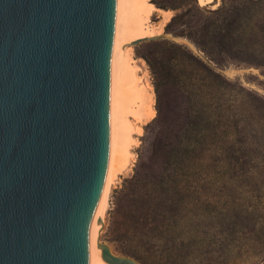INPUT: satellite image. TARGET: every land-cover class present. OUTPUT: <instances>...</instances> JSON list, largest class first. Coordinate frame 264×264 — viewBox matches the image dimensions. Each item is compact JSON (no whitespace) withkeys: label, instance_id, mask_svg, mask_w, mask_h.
Masks as SVG:
<instances>
[{"label":"water","instance_id":"1","mask_svg":"<svg viewBox=\"0 0 264 264\" xmlns=\"http://www.w3.org/2000/svg\"><path fill=\"white\" fill-rule=\"evenodd\" d=\"M114 4L0 0V264H88L107 175ZM101 247L110 264H138Z\"/></svg>","mask_w":264,"mask_h":264},{"label":"trees","instance_id":"2","mask_svg":"<svg viewBox=\"0 0 264 264\" xmlns=\"http://www.w3.org/2000/svg\"><path fill=\"white\" fill-rule=\"evenodd\" d=\"M220 1L219 8L207 10L197 0H191V8L175 14L164 27L166 33L190 39L208 61L168 41L165 43L178 52L167 63L160 55L144 56L152 73L160 70L171 77L183 97L169 128L148 141L157 165L152 186L165 185L166 195L185 190V186L175 182L176 178L188 172L190 164L200 161L217 164L221 172L251 176L264 195V95L229 80L210 63L226 67L221 62L223 55L239 54L253 65L264 67V0ZM150 2L164 8L159 2ZM182 26L190 30L188 34ZM161 118L155 117L145 128ZM136 174L127 182H141ZM143 236L135 216L124 220L122 237L129 246L126 256L134 258L138 250L142 252L143 264H212L208 263L202 242L152 244L143 242ZM252 247L253 244L249 249ZM250 253V258L264 257V245ZM238 259L234 253L217 264L247 263L246 258Z\"/></svg>","mask_w":264,"mask_h":264},{"label":"rangeland","instance_id":"3","mask_svg":"<svg viewBox=\"0 0 264 264\" xmlns=\"http://www.w3.org/2000/svg\"><path fill=\"white\" fill-rule=\"evenodd\" d=\"M154 1L164 6L159 9L152 2L156 9L170 12L169 19L161 23L160 12L153 10L148 27L153 30L154 38L129 46L136 71L137 87L141 94H144L146 104H150L154 110V116L149 120L137 122L131 112L133 105L138 102L134 89L131 90L126 83L118 85V109L136 128V146L132 150L133 162L118 176L111 190L99 241L108 245L115 255L129 257L138 264H143L140 260L143 256L141 251L137 250L134 258L124 254L129 246L122 237L123 222H127L129 216H135L144 233L143 242L170 245L181 240L199 241L208 252V263L212 261V264H217L236 253L240 260L246 258L247 263L244 264H264V261L261 262L264 258L262 256L249 257L250 252L264 245V195L260 194L258 182L254 178L233 171L221 172L217 164H202L200 161L190 164L189 171L183 172L184 175L178 174L175 182L185 186V190L166 195L165 185L152 186L157 174V165L148 145L149 137H154L160 130L168 127L175 118L174 114L183 97L171 77H166L160 70L155 75L152 73L144 56L150 53L160 55L167 63V60L178 52L165 43L168 41L182 45L208 61L190 39L175 36L181 39L174 41L170 37H164L167 36L165 25L175 14L191 8V0ZM197 3L204 9L215 10L219 8L221 1L209 0L203 3L197 0ZM181 28L185 30V34L190 31L184 26ZM249 60L239 54H224L221 62L226 67H218L212 61L210 63L229 80L240 82L247 89L264 95V67L255 66ZM153 64L156 66V63ZM155 117H162L161 121L157 122L158 125L151 124L146 129L145 126ZM134 174L139 176L141 182L130 184L127 180ZM170 184L168 183L170 186L174 185ZM252 244L253 247L249 249Z\"/></svg>","mask_w":264,"mask_h":264},{"label":"bare ground","instance_id":"4","mask_svg":"<svg viewBox=\"0 0 264 264\" xmlns=\"http://www.w3.org/2000/svg\"><path fill=\"white\" fill-rule=\"evenodd\" d=\"M207 3L209 0H199ZM153 10H158L150 0H115L110 69H109V118L110 143L107 175L98 201V205L88 229L87 262L88 264H110L102 257V243L99 236L103 228V218L109 204V196L118 176L126 170L134 159L132 152L136 146L134 137L136 128L118 109L117 87L126 83L134 89L138 102L133 105L132 114L137 122L149 120L154 116L150 104H146L144 94L137 87V78L131 43L138 39L153 38L154 32L148 27V20ZM161 23L167 22L170 12L158 10Z\"/></svg>","mask_w":264,"mask_h":264}]
</instances>
